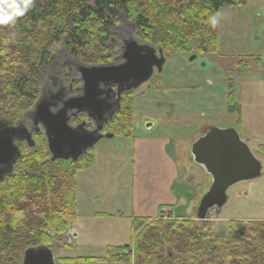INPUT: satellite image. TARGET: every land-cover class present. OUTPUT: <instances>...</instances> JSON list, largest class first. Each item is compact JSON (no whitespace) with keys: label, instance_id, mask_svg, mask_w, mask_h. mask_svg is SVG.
<instances>
[{"label":"trees","instance_id":"trees-1","mask_svg":"<svg viewBox=\"0 0 264 264\" xmlns=\"http://www.w3.org/2000/svg\"><path fill=\"white\" fill-rule=\"evenodd\" d=\"M245 2L28 0L27 11L14 23L0 24V132L36 104L40 71L54 60L53 44L62 42L80 62L102 65L111 58L113 31L126 20L140 43L163 52L217 53L218 23L211 18L219 21L222 7ZM125 96L121 111L106 125L114 136L132 133L133 95ZM34 136L43 137L34 147L17 139L21 157L0 182V264H22L30 247L67 243L63 236L78 218L76 173L95 163L91 151L78 162H52L44 133ZM172 217H133V254L125 246L117 258L133 264H264V223L250 228L230 221L227 232L219 234L207 221Z\"/></svg>","mask_w":264,"mask_h":264},{"label":"rangeland","instance_id":"rangeland-1","mask_svg":"<svg viewBox=\"0 0 264 264\" xmlns=\"http://www.w3.org/2000/svg\"><path fill=\"white\" fill-rule=\"evenodd\" d=\"M111 37L114 47L104 64L121 62L123 42L137 39L135 26L124 20ZM218 41L217 53L199 54L193 61L188 54L164 52L162 72L126 94L134 95L132 133L130 137L101 139L90 150L96 157L95 166L76 173L77 237H71L70 243H52L57 264H133L117 257L123 256L119 252L122 247L130 245L133 251L131 224L126 217L132 212L133 139L148 134L175 138V152L184 155L179 159L183 186L178 184L176 192L185 191L193 210L211 188L212 178L193 161L192 141L200 138L204 127L235 129L242 139H250L249 147L262 164V175L229 188L224 207L213 209L205 223L219 234L227 232L230 221L250 228L264 223V0L222 7ZM51 52L54 60L40 71L42 85L37 101L41 94L70 90L71 84L70 95L81 87L78 66L85 62L73 58L62 42L53 44ZM83 118L72 123L76 126ZM21 120L31 127L29 117L23 114L16 123ZM147 124L152 126L147 128ZM41 137L34 139L38 142ZM57 166L62 167L61 163ZM99 212L118 216L96 218ZM193 214L195 219V211Z\"/></svg>","mask_w":264,"mask_h":264},{"label":"water","instance_id":"water-1","mask_svg":"<svg viewBox=\"0 0 264 264\" xmlns=\"http://www.w3.org/2000/svg\"><path fill=\"white\" fill-rule=\"evenodd\" d=\"M196 54L189 60L197 59ZM120 63L86 65L79 63L81 81L79 94L63 98L62 91L50 96L41 94L29 118L32 128L18 124L0 132V182L13 172L21 157L16 138L34 147V133H44L51 161L78 162L103 138H112L104 127L121 111L122 94L146 84L154 68L162 72L166 57L161 49L140 43L137 39L123 42ZM116 91V93H114ZM113 93V94H112ZM116 102H110L111 96ZM85 114L95 124L87 129V121L73 126L71 119ZM152 124H147L150 128ZM191 157L212 178L209 191L203 195L196 212L197 220L208 221L213 209L220 211L227 202V191L234 185L251 181L262 175V164L252 153L247 139L235 129L210 128L192 146ZM70 243L76 230L64 236ZM22 264H57L51 247L39 245L26 249Z\"/></svg>","mask_w":264,"mask_h":264},{"label":"crops","instance_id":"crops-1","mask_svg":"<svg viewBox=\"0 0 264 264\" xmlns=\"http://www.w3.org/2000/svg\"><path fill=\"white\" fill-rule=\"evenodd\" d=\"M174 140L175 138L165 135L148 134L134 137L132 212L126 215L130 224L133 217L158 219L160 214L168 217L172 213L175 219H189L195 211L196 217V210L186 202L185 191L176 192L178 184H183V181H180L183 166L179 159L184 155L182 151L175 152ZM247 141L248 144L251 143L250 139ZM104 216L116 218L118 214H95L96 218Z\"/></svg>","mask_w":264,"mask_h":264},{"label":"clouds","instance_id":"clouds-1","mask_svg":"<svg viewBox=\"0 0 264 264\" xmlns=\"http://www.w3.org/2000/svg\"><path fill=\"white\" fill-rule=\"evenodd\" d=\"M27 2L28 0H24V3L20 4L16 0H0V24L14 23L17 16L27 11ZM211 23H218L217 18H211Z\"/></svg>","mask_w":264,"mask_h":264},{"label":"flooded vegetation","instance_id":"flooded-vegetation-1","mask_svg":"<svg viewBox=\"0 0 264 264\" xmlns=\"http://www.w3.org/2000/svg\"><path fill=\"white\" fill-rule=\"evenodd\" d=\"M189 56H190V55H189ZM156 72H158V69L155 67V68H154V74H155ZM154 74H153V75H154ZM142 86H143V85H142ZM142 86H141V87H142ZM71 87H72V84H71V86H70V90H66V89H64V88L62 89V92H63L62 95H63V98H64V99H65L67 96H76V95H78V94L80 93V92H79V88H80V87H78V88H77V91H76L77 93H76V94H71V95H70V93H72V90H73ZM138 89H139V88H138ZM136 90H137V89H136ZM136 90H131V91H129V92H125V93H123V94H122V100H123L125 94L131 93V92L136 91ZM116 91H117V90H115L114 93H116ZM45 92H46V91H43V93H45ZM112 94H113V93H112ZM66 95H67V96H66ZM116 99H117V96H116V95H114V97L111 96L110 102H111L112 104H114V103L116 102ZM113 102H114V103H113ZM121 105H122V101H121ZM121 109H122V107H121ZM30 113H31V112L25 113L24 116H25V117H29V114H30ZM116 115H117V113H116ZM116 115H115V116H116ZM115 116H114V118H115ZM81 117H84L83 120H82V122H83V121H87V124H88V125H87V129H89V130H93V129L96 127L95 124H94L93 122H91V120H89L85 114L79 115L78 117H73V118L71 119V124H72L73 126H75V124H73L72 122H73V121H76L77 119H80ZM82 122H81V123H82ZM18 124H23L24 126L28 127V126L26 125L27 123L25 122V120H24V121H23V120L19 121ZM18 124H17V125H18ZM31 124H32V123H31ZM79 124H80V123H79ZM17 125H16V126H17ZM77 125H78V124H77ZM28 128L31 129V128H32V125H31V127H28ZM208 129H210V128H206V127H204V128L202 129V134H201V136L204 135V133H206V130H208ZM107 132H108V131H106V126H105L104 129H103V131H102V133L105 134V133H107ZM34 135H35V133H34ZM201 136H200V137H201ZM33 137H34V136H33ZM17 139H19V138H16V143H17ZM23 141H25V140H23ZM25 142H26V141H25ZM26 143H27V142H26ZM17 145H18V144H17Z\"/></svg>","mask_w":264,"mask_h":264}]
</instances>
